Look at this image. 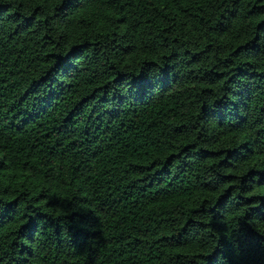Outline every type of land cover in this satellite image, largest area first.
I'll return each mask as SVG.
<instances>
[{"label": "trees", "instance_id": "1", "mask_svg": "<svg viewBox=\"0 0 264 264\" xmlns=\"http://www.w3.org/2000/svg\"><path fill=\"white\" fill-rule=\"evenodd\" d=\"M0 165V264H264V0H0Z\"/></svg>", "mask_w": 264, "mask_h": 264}, {"label": "snow or ice", "instance_id": "2", "mask_svg": "<svg viewBox=\"0 0 264 264\" xmlns=\"http://www.w3.org/2000/svg\"><path fill=\"white\" fill-rule=\"evenodd\" d=\"M0 166H2V165H0ZM261 195H264V193H261ZM218 230H220V229L218 228ZM241 264H243V262H241Z\"/></svg>", "mask_w": 264, "mask_h": 264}]
</instances>
